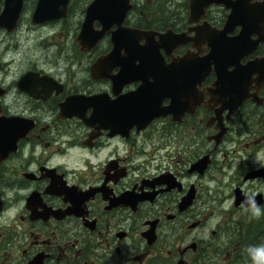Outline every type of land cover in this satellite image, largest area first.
I'll use <instances>...</instances> for the list:
<instances>
[{"label":"flooded vegetation","instance_id":"1","mask_svg":"<svg viewBox=\"0 0 264 264\" xmlns=\"http://www.w3.org/2000/svg\"><path fill=\"white\" fill-rule=\"evenodd\" d=\"M37 1L0 0V264H264V0H130L144 63Z\"/></svg>","mask_w":264,"mask_h":264},{"label":"water","instance_id":"2","mask_svg":"<svg viewBox=\"0 0 264 264\" xmlns=\"http://www.w3.org/2000/svg\"><path fill=\"white\" fill-rule=\"evenodd\" d=\"M68 3L69 0H38L33 13V22L43 23L64 17ZM131 7L130 0H93L86 8L85 19L77 37L81 50H90L97 44L105 31L113 24V22H106V20L112 18L118 29L112 32L111 42L113 48L108 56L118 57L120 48H124L130 54H138L143 60L142 63L146 61L147 56L155 61L156 50L151 43L155 36L154 32L137 29L129 31L120 27ZM7 12L5 10L4 14H7ZM94 22L101 24L102 28L95 30L93 28ZM160 37L163 38L164 36ZM131 39L133 43L130 42ZM139 40H144L145 44L137 45L136 41ZM210 63V61L202 62L203 65H210ZM195 67L194 64H191L188 69L194 70Z\"/></svg>","mask_w":264,"mask_h":264},{"label":"clouds","instance_id":"3","mask_svg":"<svg viewBox=\"0 0 264 264\" xmlns=\"http://www.w3.org/2000/svg\"><path fill=\"white\" fill-rule=\"evenodd\" d=\"M256 214L259 215V210H257V213Z\"/></svg>","mask_w":264,"mask_h":264}]
</instances>
